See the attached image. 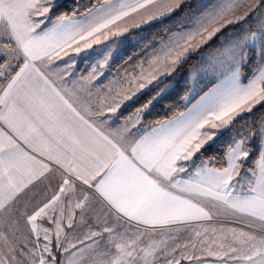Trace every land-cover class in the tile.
<instances>
[{
  "label": "snow or ice",
  "instance_id": "snow-or-ice-1",
  "mask_svg": "<svg viewBox=\"0 0 264 264\" xmlns=\"http://www.w3.org/2000/svg\"><path fill=\"white\" fill-rule=\"evenodd\" d=\"M261 110L264 0H0V264H264Z\"/></svg>",
  "mask_w": 264,
  "mask_h": 264
},
{
  "label": "trees",
  "instance_id": "trees-1",
  "mask_svg": "<svg viewBox=\"0 0 264 264\" xmlns=\"http://www.w3.org/2000/svg\"><path fill=\"white\" fill-rule=\"evenodd\" d=\"M68 3H69V5H71V0H68ZM159 32H160V30L158 29V28H152V29H150L147 33H146V40L145 41H143L142 43H147L148 41H150V40H152L153 38H155V39H160V35H159ZM128 51L129 52H132V51H139V47H136V48H130V49H128ZM144 55H146V54H143L142 56H140V57H138V59L137 60H134V61H132L131 63H129V64H124L123 62H120V64L119 65H117V66H119L120 67V72L121 73H123L124 72V70H125V68H128L129 70L136 64V63H138V61H139V59H143L144 58ZM120 65H122V66H120ZM117 66H114V68L115 67H117ZM143 98H141V100H142ZM139 103V101L137 102V104ZM171 105V102L169 101V102H166V104L163 106V107H160V106H158L155 110H154V112H153V115L155 116L156 114H159L160 116H163L164 115V112L167 110V108L169 107ZM135 107V105H133V106H129L126 110H125V115H127L129 112H131V111H133V108ZM262 113H264V110H261V111H259V112H257L256 113V116H257V118H259V116L262 114Z\"/></svg>",
  "mask_w": 264,
  "mask_h": 264
},
{
  "label": "crops",
  "instance_id": "crops-1",
  "mask_svg": "<svg viewBox=\"0 0 264 264\" xmlns=\"http://www.w3.org/2000/svg\"><path fill=\"white\" fill-rule=\"evenodd\" d=\"M82 55H83V54H82ZM86 66H87V65H86L85 63H83V62H80V63L78 64V66H77V67H78V69H81V70H82V69H85V68H86Z\"/></svg>",
  "mask_w": 264,
  "mask_h": 264
},
{
  "label": "rangeland",
  "instance_id": "rangeland-1",
  "mask_svg": "<svg viewBox=\"0 0 264 264\" xmlns=\"http://www.w3.org/2000/svg\"><path fill=\"white\" fill-rule=\"evenodd\" d=\"M223 223L227 224V222H226V221H225V222H223Z\"/></svg>",
  "mask_w": 264,
  "mask_h": 264
}]
</instances>
